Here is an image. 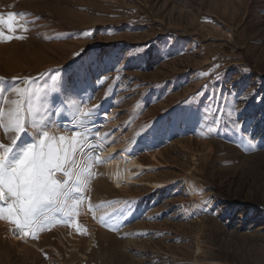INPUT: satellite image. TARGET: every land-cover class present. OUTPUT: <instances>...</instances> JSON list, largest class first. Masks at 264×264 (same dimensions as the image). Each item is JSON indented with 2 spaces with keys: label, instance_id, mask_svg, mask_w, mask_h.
I'll use <instances>...</instances> for the list:
<instances>
[{
  "label": "rangeland",
  "instance_id": "rangeland-1",
  "mask_svg": "<svg viewBox=\"0 0 264 264\" xmlns=\"http://www.w3.org/2000/svg\"><path fill=\"white\" fill-rule=\"evenodd\" d=\"M9 14L17 144L80 143L35 238L0 216V264H264V0H0Z\"/></svg>",
  "mask_w": 264,
  "mask_h": 264
},
{
  "label": "snow or ice",
  "instance_id": "snow-or-ice-1",
  "mask_svg": "<svg viewBox=\"0 0 264 264\" xmlns=\"http://www.w3.org/2000/svg\"><path fill=\"white\" fill-rule=\"evenodd\" d=\"M14 22L12 14L7 19L0 17V24L9 32L15 31ZM0 39L11 37L0 33ZM32 111L30 106L29 112ZM0 127L12 133L8 143H0V216L6 214L22 236L32 234L35 238V232L44 226L40 216L66 195L64 190L73 175L71 167L75 164L80 134L66 141L64 135L57 138L44 130L38 136L34 134L33 143L18 145L21 134L28 131L20 102H15L11 111H0Z\"/></svg>",
  "mask_w": 264,
  "mask_h": 264
},
{
  "label": "bare ground",
  "instance_id": "bare-ground-1",
  "mask_svg": "<svg viewBox=\"0 0 264 264\" xmlns=\"http://www.w3.org/2000/svg\"><path fill=\"white\" fill-rule=\"evenodd\" d=\"M119 111H120V110H116V109L114 110V109H113L111 113H112L113 116H115V114H116L117 112H119ZM112 118H114V117L111 116V119H112ZM107 119H110V117H108V116L104 117V118H103L104 122H106ZM57 124L60 125V126H65V127H66L69 123H67V122H65V121H62V122H58ZM115 125H116V126L119 125V122L116 121V122H115ZM120 125H121V124H120ZM89 128H90L89 130H91V131L96 130V128H93L92 126H90ZM146 134H147V135H150V132L148 131V132H146ZM97 142H98V141H97ZM97 142L94 141V143H97ZM98 144H99V142H98ZM78 157H79V166H78V168H79L80 165L83 166V164H84V159H86V158H85V156H80V155H79ZM78 168H77V169H78ZM77 173H78V172H77Z\"/></svg>",
  "mask_w": 264,
  "mask_h": 264
}]
</instances>
